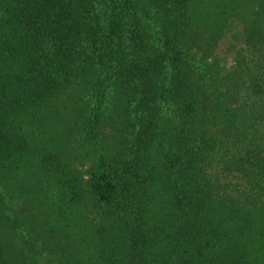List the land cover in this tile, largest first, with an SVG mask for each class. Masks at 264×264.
Segmentation results:
<instances>
[{"label":"trees","instance_id":"1","mask_svg":"<svg viewBox=\"0 0 264 264\" xmlns=\"http://www.w3.org/2000/svg\"><path fill=\"white\" fill-rule=\"evenodd\" d=\"M46 261L264 264V0H0V264Z\"/></svg>","mask_w":264,"mask_h":264},{"label":"rangeland","instance_id":"2","mask_svg":"<svg viewBox=\"0 0 264 264\" xmlns=\"http://www.w3.org/2000/svg\"><path fill=\"white\" fill-rule=\"evenodd\" d=\"M230 43H231V40L229 38L224 40L221 43L219 50H218V53L220 54V57L222 58V60H221V58H219V59L221 60V62L224 65L227 64V65H225V66H227V68L230 67V65H231V57L227 53V49H228V46ZM219 73L222 74V71H220V69H219ZM46 263L49 264L47 261H46Z\"/></svg>","mask_w":264,"mask_h":264}]
</instances>
